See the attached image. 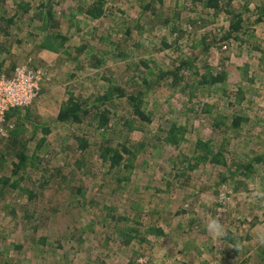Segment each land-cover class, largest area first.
Wrapping results in <instances>:
<instances>
[{
	"label": "rangeland",
	"instance_id": "obj_1",
	"mask_svg": "<svg viewBox=\"0 0 264 264\" xmlns=\"http://www.w3.org/2000/svg\"><path fill=\"white\" fill-rule=\"evenodd\" d=\"M28 58L46 74L0 140V264H264V0H0V62ZM70 97L87 112L57 121Z\"/></svg>",
	"mask_w": 264,
	"mask_h": 264
},
{
	"label": "built area",
	"instance_id": "obj_2",
	"mask_svg": "<svg viewBox=\"0 0 264 264\" xmlns=\"http://www.w3.org/2000/svg\"><path fill=\"white\" fill-rule=\"evenodd\" d=\"M31 58L16 64L6 73L0 64V140L8 138L14 124L7 119L13 108H23L33 103L39 96L45 69L30 65Z\"/></svg>",
	"mask_w": 264,
	"mask_h": 264
},
{
	"label": "trees",
	"instance_id": "obj_3",
	"mask_svg": "<svg viewBox=\"0 0 264 264\" xmlns=\"http://www.w3.org/2000/svg\"><path fill=\"white\" fill-rule=\"evenodd\" d=\"M194 2V4H204L205 7L207 8H211V9H219L220 8V0H192ZM100 13H102L101 10L98 11L97 14H95L93 16V18H97V16L100 15ZM240 25H239V21L234 22L232 21L230 24V30L232 32L239 30ZM231 31L227 34V36H224V38L228 37L229 34H231ZM222 38V37H221ZM223 41L224 39H220V41ZM0 64H2L0 62ZM208 75H203L202 79L205 80V82L207 81ZM210 80H208V82H210L211 84L213 82H218L221 81L222 79H224V75L223 74H215L214 76H210ZM114 96H118V97H123L125 96V91L121 88V87H114L111 90L109 89L108 93L103 95V100H107L110 99ZM132 101H136L137 98L135 99V97L130 96V98ZM98 101V100H97ZM100 101V100H99ZM138 105V104H137ZM133 105V114L135 116H137L139 119H145V114L141 111L139 105ZM87 109L86 107H82L81 103L74 99L73 97H70L68 99V101L65 103L64 106L61 107V109L59 110L58 114H57V121H61V122H65V121H79L80 120V113H86ZM101 121L104 123L105 122V116L102 115L101 116ZM175 135H176V131L175 128H170L168 131V135L166 136V140L168 142H176L175 140ZM85 143V142H84ZM82 147H84V145H82ZM123 152L125 153V151L123 150ZM15 155L18 158V163L16 165H14L15 167H13V170L15 168H18L19 166L23 165L26 163L28 156L23 153V151H16ZM122 154L119 153L118 151H113V155H111V165H115L117 163H119L121 161V156ZM215 162H219L218 159H216V156L213 159Z\"/></svg>",
	"mask_w": 264,
	"mask_h": 264
},
{
	"label": "crops",
	"instance_id": "obj_4",
	"mask_svg": "<svg viewBox=\"0 0 264 264\" xmlns=\"http://www.w3.org/2000/svg\"><path fill=\"white\" fill-rule=\"evenodd\" d=\"M42 106L41 105H36V106H33V104L27 109L28 112L30 113H34V112H38V113H41V108ZM37 108V109H36ZM17 108H13L11 109L8 113H7V118H9V115H14L13 119H16V115H15V111H16ZM36 110V111H35ZM198 236L202 237V238H205L204 237V234H199ZM185 247H189V249L194 252V251H198L197 249H194L192 250L193 248L192 247H201L200 243L198 244V242H196L195 240H191L189 241L188 245L185 244ZM203 249V248H201ZM217 247L214 248V250H216ZM211 250V249H210ZM199 251L201 252V250L199 249ZM198 251V254H200V252ZM247 255V254H246Z\"/></svg>",
	"mask_w": 264,
	"mask_h": 264
},
{
	"label": "clouds",
	"instance_id": "obj_5",
	"mask_svg": "<svg viewBox=\"0 0 264 264\" xmlns=\"http://www.w3.org/2000/svg\"><path fill=\"white\" fill-rule=\"evenodd\" d=\"M8 119V118H7ZM9 120V119H8ZM209 228L211 230H213L215 232L216 235H222V229H221V226L220 224L216 221V220H213L210 222L209 224Z\"/></svg>",
	"mask_w": 264,
	"mask_h": 264
}]
</instances>
